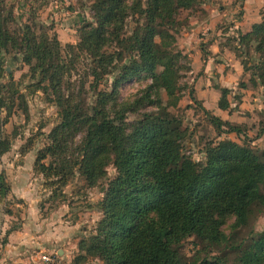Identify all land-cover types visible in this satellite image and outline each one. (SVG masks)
I'll use <instances>...</instances> for the list:
<instances>
[{
	"label": "trees",
	"instance_id": "1",
	"mask_svg": "<svg viewBox=\"0 0 264 264\" xmlns=\"http://www.w3.org/2000/svg\"><path fill=\"white\" fill-rule=\"evenodd\" d=\"M3 3L0 0V43L6 44L13 18L11 12L5 13ZM197 5V0H148L144 10L140 9V0H136L133 11L140 10L144 22L141 24L134 17L133 35L120 39L127 15L126 0H96L92 11L99 27L88 23L80 32L81 42L77 46L67 44V48L72 53L76 47L82 53L87 50L93 57L92 71L97 67L106 71L104 66L111 63L113 57L123 59L126 53L139 55V60L132 59L123 66V75L117 78V85H124L143 75L158 81L163 75L164 82L173 85V77L181 79L177 75L180 72L179 55H173V49L168 50L174 38L167 33L162 14ZM117 21L120 23L117 24ZM37 26L24 27L26 38L30 36L29 50H39L35 44ZM18 33L12 32V36ZM157 34L161 35L163 45L153 42ZM43 39L45 47H59L58 41L48 45L47 38ZM253 40L259 41L257 51L264 57V21L255 24L241 37L242 43ZM113 43L120 51L107 52L105 46L111 47ZM162 57H167V61ZM24 59L30 61L31 55L26 54ZM162 63L167 65L163 74L159 71ZM63 71L64 66L58 57L51 56L37 87L47 78L55 81L51 83V88L57 91ZM243 71H250L246 62ZM96 75L99 81L102 73L97 72ZM257 78L264 84V62L261 66L254 64V72L250 76L254 85H257ZM97 87L98 84L93 85L94 90ZM4 88L5 85L0 83V89ZM44 90L48 92L47 87ZM219 90L222 94L220 107L226 109L222 101L229 90L225 87H219ZM179 91L182 92L181 86ZM83 93L81 88L77 102H72L73 98L65 101L62 96L59 97L64 123L52 130L49 136L51 143L39 150L35 162V170L55 189L66 186L76 171L89 186L95 187L104 175V163L114 159L118 166L120 174L111 179L107 187L101 188L105 196L98 203V210H102L105 217L95 229L98 234L82 239L80 251L87 252L88 256L99 254L106 264H264V234L238 245L233 239L240 228L248 225L255 210L264 206V149L255 151L239 145L229 147L225 142H219L214 147L210 143L206 148V161L194 163L190 156L180 152L186 138L180 117L162 111L159 115L152 113L142 120L124 123L123 116L118 115L116 120L120 124L116 126L115 121L106 118L104 111L108 94L100 91L95 107H90ZM191 96L196 100L193 93ZM5 104L0 97V109ZM89 111L92 116L88 115ZM204 111L216 130L227 127L229 132L241 133L239 126ZM84 130L88 132L85 142L72 149L69 158L66 154L69 150L64 143L68 139L66 134L74 135ZM129 130L130 134H125ZM8 150L9 143L0 141V153ZM77 153H82V158ZM9 189L6 174L0 172V193L6 194ZM153 209L160 213L158 228L152 227L157 223L155 220L152 225L145 226L148 213ZM233 214L239 215L237 223L242 227L227 223ZM189 236H195L196 240L210 248L238 250V256L230 262L226 253L212 256L205 252V256L191 260L183 252L184 241ZM88 256L82 254L75 264H82L80 260H86Z\"/></svg>",
	"mask_w": 264,
	"mask_h": 264
},
{
	"label": "clouds",
	"instance_id": "2",
	"mask_svg": "<svg viewBox=\"0 0 264 264\" xmlns=\"http://www.w3.org/2000/svg\"><path fill=\"white\" fill-rule=\"evenodd\" d=\"M95 3L96 0H27V2L20 0L16 4L14 18L21 31L16 36H12V29L9 28L10 38L7 43H0V59L3 61L0 64V72H2V78L5 82L11 80L17 84L19 91L24 93L28 99L32 116L28 125L29 129L50 134L54 128L62 125L64 119L60 114L59 97L62 96L65 101L73 98L72 102H77L81 94V88L87 94L86 102L90 107H95L96 102L99 100L100 91H105L108 94V101L104 111L107 113L106 118L115 121L116 126L120 124V121L116 120L118 115L123 116L124 123H130L134 120H142L146 115L152 113L157 115L162 111L178 113L179 110L185 109L187 104H195V101L189 98L188 93L179 91V88L184 83L191 85L196 82V74L200 72L201 68L205 75L197 82V99L203 97L200 88L202 86L211 88L217 77L220 82L229 85L235 90L238 87L237 77L243 72L245 62H247L246 66L249 69H251L253 63H259L261 55L257 51L259 41L253 40L242 43L241 37L249 31L245 25L253 21L256 10L264 7V4H255L253 0H197L198 6L188 9L180 8L176 11L162 14L167 33L174 38L173 41H170L168 50L175 49V51L187 57V60L182 61L187 65V68L181 69L177 73L178 76H183L184 79H175L173 77V85L165 83L163 75H161L159 81L154 77H149L146 80H134L121 94V89L124 86L117 85V78L123 75V66L129 64L132 59L139 60V55L136 53L128 55L126 53L123 59L113 57L111 63L104 66L107 69L106 71L99 67L92 71L93 57L87 50L81 53L80 49L76 47L75 52L78 55L75 58L74 54L67 50L68 43L77 46L81 42V37L78 36V28L82 27V25L76 23L78 13L83 12L87 21H90L93 27H99V21L95 19L92 11V5ZM21 4L24 6L21 7ZM135 4L136 0H126L127 15L123 20L124 30L120 35V39L133 35L134 17L139 19L141 24L144 22L143 18H141L140 10L133 11ZM221 4L225 5V11L223 12L219 10ZM147 6L148 0H140V9L146 10ZM242 10L244 15L241 17L240 13ZM33 14H35V18L39 20L40 24L43 25V28L37 26L35 29L37 36L35 44L39 46V50L35 48L29 50L30 36L26 38L24 31V24L30 23L28 17ZM21 15H23V19H21ZM116 23L119 24L120 21ZM221 24L224 27L218 28V25ZM232 36H235L236 39L229 47L227 46V41ZM44 37L47 38L48 45L58 41L59 47L51 49L45 47ZM214 37L216 38L214 43L208 48L211 55L207 57L206 61L198 62V58L201 57L199 46L201 43L207 44ZM13 40H15V48H13ZM153 42L157 45L164 44L160 34L154 36ZM221 45L225 46L222 48ZM21 48L24 50L20 51L19 49ZM105 49L107 52L120 51L115 43L111 47L106 45ZM105 49H102V51ZM175 51H173V55H175ZM26 54L31 55L30 61L24 59ZM13 55H19L20 60L13 62ZM51 56H57L60 64L64 66L57 91H53L51 88V83H55V81L47 78L43 79V83L38 88L29 89L26 87L27 85L34 86L42 80L44 69L49 66ZM96 59H99V57H96ZM162 59L167 61L168 58L162 57ZM217 60L222 61V63L217 64ZM166 67V63L161 64L159 68L161 74L165 73ZM225 69L229 73L235 71V75L228 79ZM97 72L102 73L99 81H97ZM248 75L250 76L251 72ZM188 77H191V79H188ZM245 82H248L247 77ZM94 84H98L95 90L93 89ZM257 85V89L252 90V92H256L255 99L259 101L260 94L264 93V84L260 83L259 78H257ZM46 87L48 92L44 90ZM252 92H249L248 95L251 96ZM74 94H76L75 97ZM150 101L159 102L151 103ZM144 105L147 106L145 107ZM260 106L264 107V105ZM203 107L210 108L207 100H205ZM231 107L235 108L236 103L233 102ZM88 115L92 116L93 113L89 111ZM220 115L226 118V114L221 113ZM189 118L192 119V124H188ZM198 119L199 117L194 115L192 109L187 110L182 125L188 128L186 136L192 134ZM130 131L125 134H130ZM24 135L27 138L31 135V132L26 130ZM66 135H68V139L64 143L69 150L66 154L70 158L71 150L78 148L85 142L88 132L84 130L75 132L74 135L71 133ZM195 135L196 139L199 140L202 131L197 130ZM249 135H254V132L249 133ZM218 139H224V136H220ZM261 141H264V138H261ZM261 141H256V143ZM185 142H187L186 139ZM239 142H243V137L240 138ZM19 143H23V141L13 145L11 152L2 157L3 165L0 166L6 167L9 173L14 169L16 172L15 179L20 183V187H14L7 199H12L13 194L28 198V193L24 191V188H32L34 183L30 161L29 164L18 165V161L21 159L20 154L17 152ZM45 146L41 144L38 145V148ZM213 146L215 147L216 144L214 143ZM180 152L183 154L184 149L181 148ZM77 155L82 158V153H77ZM10 156L11 159L9 158ZM191 158L194 163L206 161L207 151H198L196 146L193 145ZM26 159L28 158L26 157ZM31 159H35V157L32 156ZM46 161L50 162L48 158H46ZM102 167L104 175L97 181L96 195L91 197L93 203L102 200L105 196V193L100 191V184L109 179H114L120 174L114 159H109ZM68 211L67 207H63L43 219L36 216L35 212H31V219L11 234L9 229L12 225L9 221L14 218L5 216L3 225H0V264H42L43 261H51V264H72L74 254H79L77 245L80 239L77 236L76 241L73 242L72 237L80 231L83 224H88L91 234L97 235L98 233L95 229L98 227V222L104 219L105 213L102 210L87 211L81 214V218L75 224H72L71 217L68 222L62 219L64 213ZM160 219V213L153 209L148 213L145 226L152 225V221L155 220L157 223L152 225V227L158 228ZM238 220L239 215L233 214L231 220L227 223L237 224V228H240L242 225L237 223ZM250 229L256 233L264 232V206H260L256 210V214L251 218ZM88 234V232L84 233L85 236ZM187 238L194 240L195 236ZM61 241H66V243L60 244ZM46 244H52V247H46ZM57 245L65 247L66 255L59 257V260H52V253L58 251ZM190 249L187 253L189 256L200 252L199 246H190ZM84 255L88 256L87 252H84ZM84 264H106V262L99 254H94L88 256Z\"/></svg>",
	"mask_w": 264,
	"mask_h": 264
},
{
	"label": "rangeland",
	"instance_id": "3",
	"mask_svg": "<svg viewBox=\"0 0 264 264\" xmlns=\"http://www.w3.org/2000/svg\"><path fill=\"white\" fill-rule=\"evenodd\" d=\"M3 6L5 8V13L11 12L13 21L10 25L12 32L21 31L19 26L16 24L14 18V10L16 8V4L20 2V0H3ZM27 2V0H25ZM21 7L24 5L21 4ZM198 6V5H197ZM74 10V9H73ZM221 12L225 11V5L221 4L220 9ZM244 15L243 10L240 13L242 17ZM258 14L256 13V16ZM259 15L262 16L261 22L264 21V8L260 9ZM258 15V16H259ZM21 19H23V15H21ZM30 23H25L24 27L27 25L32 26L34 24L38 25L40 28H43V25L40 24L39 20L35 18V14L28 17ZM76 23L82 25V27L78 28V36L80 37V32L82 28L91 23L87 21L86 16L83 12L78 13V19ZM258 24V23H256ZM255 25V24H254ZM253 25V26H254ZM224 27L222 24L218 25V28ZM226 30V29H225ZM202 35V34H201ZM215 37L213 40L208 41L207 44L201 43L200 52L201 57L198 58V62H204L207 60V56L211 55L208 51V48L211 44L214 43ZM235 36H232L227 41V46H231L232 42L235 40ZM71 44V43H68ZM225 45H221L223 48ZM69 52V48H67ZM175 51V49H173ZM81 52V51H80ZM82 53V52H81ZM179 55L178 64L181 69H186L187 65L182 61L187 60L186 56L181 55L180 52L175 51ZM74 58L78 53L74 51ZM20 60L19 55H13L12 61L16 62ZM217 60L216 62H219ZM222 62V61H220ZM264 62V57L260 55L259 63H253L250 71L242 72L237 77L238 87L234 90L229 85L224 84L223 82L219 81L217 77L216 82L212 85L211 88L207 86H202L200 88V92L203 93V97L197 99L198 92H197V82L204 77V71L201 68L200 72L196 74V82H193L191 85L188 83H184L181 85L182 92H187L189 98L192 99L191 93L194 94L196 100L195 104L189 103L186 105L185 109L179 110L178 113H173L176 116L180 117L182 122L184 121L185 115L188 109H192L194 115L198 116L199 119L196 124V128L193 129L192 134L186 136L187 142H183V149L184 153L188 156L192 157L193 152V145L196 146L198 151L204 152L208 144L215 143L218 144L219 142H225L229 147H233L235 145L239 146H248L255 151L263 150L264 149V141H261V138H264V107L260 105H264V93L260 94V100L257 101L255 99L256 92H252V90L257 89L258 85H254L253 82L250 80V76L248 75L249 72L251 74L254 72V64L262 65ZM247 63V62H246ZM215 71V70H214ZM226 77L231 79L233 75H235V71L229 73L227 69H225ZM247 77V81L245 82V78ZM148 75H143L140 78L133 79L123 86L124 88L121 89V94L123 91L126 90L128 85H131L134 80H146L148 79ZM181 79H184L181 76ZM191 79V77H188ZM0 83L5 85L4 89H0V97L3 98L6 102L5 106L1 107L0 109V141L1 142H8L9 143V150L5 153H0V166L3 165L2 157L11 152L13 145H16L18 142L23 141V143H19V147L17 148V152L20 154V161H18L19 166H23L24 164H29L32 170V179L34 181L32 188H24V191L28 193V198L17 196L13 194L12 199H7L10 192L13 191L14 187H20V183L15 179L16 172L13 169L11 173H9L6 167H0V172H4L8 179L10 189L6 194L0 193V225H3L5 216H8L11 219L9 222L11 223V228L9 229V233L11 234L17 228L22 227L24 224L31 219L30 213L35 212L36 216L40 218L49 217L53 212L60 210L63 207H67L69 209L68 212H65L62 219L65 222H68L69 218L71 217V223L75 224L81 218V214L87 211H94L98 210V203L101 201H97L95 203L92 202L91 197L96 195L95 187H91L88 185L87 181L83 176H81L78 171H76L75 175L70 178L68 184L61 189H55V187L50 186L47 184L46 179L42 176V174L38 173L35 170V162L38 155V152L42 148H38V145L44 144L48 145L50 142L49 136L50 134H45L42 131H33L32 129L28 128L29 123L31 122L32 116L29 109L28 99L26 98L24 93L19 91V87L17 84L12 82L11 80L5 82L3 78L0 79ZM38 83V82H37ZM242 84H245V87H242ZM229 90L228 94L224 98L223 104L226 106V109H222L220 107V102L222 100V94L219 90V87H224ZM29 89L33 87H37L36 85H27ZM38 88V87H37ZM252 92V95L249 96L248 93ZM86 99V93H83ZM193 100V99H192ZM205 100L208 101L210 108H204ZM235 102L236 107L232 108L231 104ZM243 106V108H242ZM209 111L211 114L220 117L222 120L229 122L234 126H239L241 129V133L237 134L234 132L227 131V127H224L221 131L215 129L212 123L208 120L205 111ZM221 113L226 114L225 116L220 115ZM188 124H192V119H188ZM188 133V128L183 126ZM28 130L31 132L27 138H25V131ZM202 131V135L199 136V140L196 139V131ZM254 135H249V133H253ZM220 136H224V139H218ZM235 137V138H233ZM243 137V142L240 143V138ZM218 141V143H217ZM256 141H261L260 143H256ZM203 145V147H201ZM34 156L35 159H31ZM26 157L28 159H26ZM11 159V156L9 157ZM111 179L105 181L104 183L100 184V191L102 187H105V184L108 185V182ZM107 187V186H106ZM50 193V194H49ZM21 206V207H17ZM256 214V210L253 216ZM252 216V217H253ZM251 217V218H252ZM250 222L247 226L242 227L239 231L233 236L234 244L238 245L241 242L246 241L247 243L250 239L255 238L259 234H264V232L256 233L250 229ZM85 232L89 234L87 236L84 235ZM226 232L229 230L226 228ZM80 237L79 243L77 245L79 249V254H74V259L72 260V264L76 263L77 258L84 254L80 251V241L82 239L89 238L92 236L91 232L89 231V225L83 224L80 231L77 232L73 237V242L76 241V237ZM6 239V238H5ZM66 241H61L60 244H64ZM46 247H52V244H46ZM190 246H199L200 252H197L193 256H189L187 253L190 251ZM58 251L56 253H52V255L59 257H63L66 255L65 247L57 245ZM39 251V249H37ZM238 251V250H237ZM233 249L230 248H210L206 245L200 243L198 240H189L186 239L184 241L183 252L185 256L189 259H193L196 257H200L201 253L205 256L206 253L213 256L215 255H222L226 253L227 257L229 258L230 262L234 261L238 253ZM206 252V253H205ZM88 258V257H87ZM87 260V259H86ZM86 260L83 261L82 264ZM42 264H44L42 262Z\"/></svg>",
	"mask_w": 264,
	"mask_h": 264
},
{
	"label": "crops",
	"instance_id": "4",
	"mask_svg": "<svg viewBox=\"0 0 264 264\" xmlns=\"http://www.w3.org/2000/svg\"><path fill=\"white\" fill-rule=\"evenodd\" d=\"M253 3H255V4H264V0H253ZM262 8H264V7H261V8H259V9H257L256 10V13L259 15V12H260V9H262ZM256 16L255 15V17H253V21L252 22H250L248 25H245V27L246 28H248L249 29V31H251L252 30V27H253V25L254 24H256V23H260L261 22V18H262V16L261 15H259V16ZM249 31H247V32H249ZM209 56V55H208ZM207 56V57H208ZM217 64H220V63H222V62H216ZM224 87H226V86H224Z\"/></svg>",
	"mask_w": 264,
	"mask_h": 264
},
{
	"label": "built area",
	"instance_id": "5",
	"mask_svg": "<svg viewBox=\"0 0 264 264\" xmlns=\"http://www.w3.org/2000/svg\"><path fill=\"white\" fill-rule=\"evenodd\" d=\"M52 260H59L57 256L52 255ZM44 264H51V261H43Z\"/></svg>",
	"mask_w": 264,
	"mask_h": 264
}]
</instances>
